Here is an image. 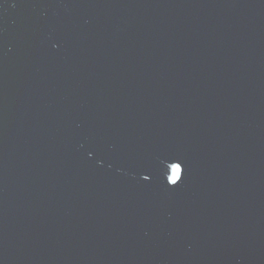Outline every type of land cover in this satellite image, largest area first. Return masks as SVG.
<instances>
[{"label":"water","instance_id":"95a60500","mask_svg":"<svg viewBox=\"0 0 264 264\" xmlns=\"http://www.w3.org/2000/svg\"><path fill=\"white\" fill-rule=\"evenodd\" d=\"M0 264H264V0H0Z\"/></svg>","mask_w":264,"mask_h":264},{"label":"snow or ice","instance_id":"6c2138e0","mask_svg":"<svg viewBox=\"0 0 264 264\" xmlns=\"http://www.w3.org/2000/svg\"><path fill=\"white\" fill-rule=\"evenodd\" d=\"M174 171L178 173V172L180 171V169H179V168H177V169H175Z\"/></svg>","mask_w":264,"mask_h":264}]
</instances>
